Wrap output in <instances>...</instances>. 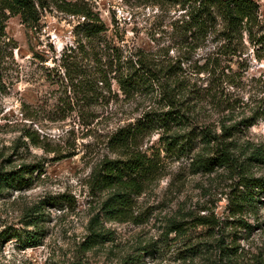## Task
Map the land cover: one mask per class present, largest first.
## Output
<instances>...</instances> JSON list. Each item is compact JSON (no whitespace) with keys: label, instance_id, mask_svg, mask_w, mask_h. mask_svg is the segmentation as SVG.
Returning <instances> with one entry per match:
<instances>
[{"label":"rangeland","instance_id":"rangeland-1","mask_svg":"<svg viewBox=\"0 0 264 264\" xmlns=\"http://www.w3.org/2000/svg\"><path fill=\"white\" fill-rule=\"evenodd\" d=\"M43 1L36 0V23L0 11V169L36 165L27 187L2 189L0 232L40 237L28 247L16 238L1 241L0 264H264V192L234 212L235 196L247 190L238 176L225 167L194 172L200 144L185 154L166 151L163 137L184 135L190 125L155 128L142 138L143 150L159 152L160 174L134 196L129 219L107 218L102 204L111 189L94 188L92 175L118 155L109 135L144 112L168 107L157 86L127 96L113 80L111 92L87 93L63 66L95 65L86 54L91 48L115 63L119 55L123 65L143 56L159 66H181L194 88L214 83V101L223 107L204 101L200 121L220 131L225 114L238 120L262 112L264 52L247 36L240 55L218 52L222 40L215 35L189 46L179 27L183 9L164 0H69L86 2L104 21L106 29L92 39L83 16ZM258 1L264 15V0ZM207 66L232 76L213 80L197 71ZM230 139L246 144L247 153L259 148L264 157V114ZM250 169L264 177V158Z\"/></svg>","mask_w":264,"mask_h":264},{"label":"trees","instance_id":"trees-1","mask_svg":"<svg viewBox=\"0 0 264 264\" xmlns=\"http://www.w3.org/2000/svg\"><path fill=\"white\" fill-rule=\"evenodd\" d=\"M52 1L60 10L84 17L87 38L92 39L91 37L106 29L104 21L86 5V2ZM164 1L180 4L183 9V19L179 27L186 37V43L191 44L189 46L196 47L194 44L198 39L215 35L222 40L218 52L229 56L240 55L246 46L244 39L247 36L251 45L258 51L264 52V15L258 0ZM38 2L44 6L43 0ZM0 11L20 14L25 22L36 23L39 19L36 0H0ZM1 18L0 14V60L3 57L1 36L4 34ZM86 54L95 65L79 66L75 61L67 63L63 61L67 77L72 84H79L84 90L86 89L85 92L93 94L101 87L111 92L112 81L115 80L127 96L148 88L155 89L157 86L164 106L168 107L166 110L144 112L136 121L117 127L109 135V146L118 155L104 159L92 175L94 188L111 189L110 195L102 204V211L107 218L129 219L132 216L134 196L141 195L161 171L159 152L148 153L143 150L142 138L155 128H164L168 131L172 125H190L192 128L184 135L173 134L163 137L166 139V151H180L185 154L197 149L200 144V150L194 155V172L225 167L239 177V184L247 188L246 192L235 196L234 212L243 211L246 204L255 200L254 193L264 192V177L250 174V166L254 162H262L263 153L259 148L247 153L249 147L248 150L242 148L246 144L230 139L241 131L242 126L249 127L255 124L264 114V108L262 112L238 120L231 113L225 114L218 119L220 128L218 131L213 127L214 123L200 121L204 101L223 107L220 101H214L213 82L199 90L194 88L187 76L180 72L181 66L171 64L159 66L158 63H151L143 56L136 60H127L126 65H123L119 55L116 63L108 57L104 60L102 53L95 48H91ZM218 59L216 57L214 60V68ZM197 71L208 72L213 80L215 78L223 81L224 78L228 79L232 76L223 68L217 75L208 66L200 67ZM34 167L36 165L23 164L18 168L0 169V194L3 188L9 186L16 189L27 187L32 181L31 173ZM98 217L99 213L93 217V221ZM32 223L35 224V221ZM244 224L249 226L247 223ZM27 233L25 236L21 231L5 229L0 232V242L4 239L16 238L24 247L37 245L40 237L33 235L31 231Z\"/></svg>","mask_w":264,"mask_h":264}]
</instances>
